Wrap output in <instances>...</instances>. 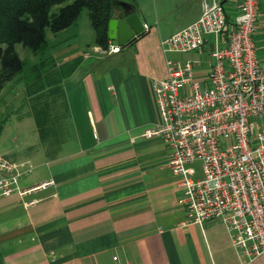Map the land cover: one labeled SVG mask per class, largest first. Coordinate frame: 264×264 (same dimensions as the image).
Segmentation results:
<instances>
[{
    "label": "crops",
    "instance_id": "crops-1",
    "mask_svg": "<svg viewBox=\"0 0 264 264\" xmlns=\"http://www.w3.org/2000/svg\"><path fill=\"white\" fill-rule=\"evenodd\" d=\"M121 1L144 24L142 37L107 53L93 31L91 55L78 46L80 34L70 31L76 21L51 41L47 37L41 54L48 57L32 66L34 82L25 84L19 74L0 92V98L12 97L17 86L23 93L20 128L29 129L17 144L6 126L0 128V156L27 163L21 188L55 183L24 199L16 193L0 199V264H264V256L244 258L220 222L183 225L186 216L177 204L182 188L167 167L168 151L160 138L142 137L157 119L150 83L166 77L160 42L217 1L231 20L234 0H181L193 6L171 29L151 24L146 0ZM168 4L153 0V15L169 12ZM252 36L264 63V0ZM216 40L221 47L226 34L207 36L204 53ZM126 53L129 67H98V59ZM188 57L194 55L181 59ZM46 59L50 66L43 69Z\"/></svg>",
    "mask_w": 264,
    "mask_h": 264
},
{
    "label": "built area",
    "instance_id": "built-area-1",
    "mask_svg": "<svg viewBox=\"0 0 264 264\" xmlns=\"http://www.w3.org/2000/svg\"><path fill=\"white\" fill-rule=\"evenodd\" d=\"M234 5L231 20L217 1L160 42L166 77L150 83L157 119L142 137L160 138L168 151L167 167L182 188L183 225L222 223L231 245L252 261L264 256V63L252 36L259 0ZM222 33L226 42L204 53L206 37ZM119 51L109 43L107 53ZM29 172L26 162L0 156V199L54 186L49 179L21 188Z\"/></svg>",
    "mask_w": 264,
    "mask_h": 264
},
{
    "label": "trees",
    "instance_id": "trees-1",
    "mask_svg": "<svg viewBox=\"0 0 264 264\" xmlns=\"http://www.w3.org/2000/svg\"><path fill=\"white\" fill-rule=\"evenodd\" d=\"M120 3L121 0H0V92L24 69L15 50L17 45L41 54L47 47V31L58 33L69 28L83 10L87 11L95 43L106 50L108 22ZM143 35L144 32L137 38Z\"/></svg>",
    "mask_w": 264,
    "mask_h": 264
},
{
    "label": "rangeland",
    "instance_id": "rangeland-1",
    "mask_svg": "<svg viewBox=\"0 0 264 264\" xmlns=\"http://www.w3.org/2000/svg\"><path fill=\"white\" fill-rule=\"evenodd\" d=\"M148 2V8H150V15L151 16V24L155 27H161L166 29H171L172 27H175L181 23H183L189 16V9L193 6L192 3H187L186 1L181 0H167L168 1V7H170L169 12L167 13H159L157 12L156 15H153V9H152V1L153 0H146ZM156 16V17H154ZM76 26H72L70 28V31H77L78 35L80 34V39L78 40V46L84 45L86 52L92 55V50L88 47L93 46L94 41V34L93 29L91 27L90 21L88 19L87 11L83 10L81 14L79 15V18L77 20ZM77 27V28H75ZM77 29V30H76ZM54 33H51L47 31V37L49 41L52 40V37L54 36ZM15 50L21 60L25 63V70L22 74H20L22 77L24 75V79L22 82L25 84L32 83L35 81L34 73L37 72L36 69H32V66L34 64H37L40 59H44L48 57V53L44 54H38L35 55L31 53L26 48H23L21 45H17L15 47ZM128 54L120 55V56H108L101 59H98V67L104 68H123L121 65L123 64L124 67L130 66V60L127 62V56ZM48 59H46L47 61ZM45 61V60H43ZM66 61V60H65ZM89 61H84L83 63H86ZM97 64V62H94ZM121 64V65H120ZM50 66V62L47 61V63L44 64L43 69ZM95 73L98 72L97 69L94 70ZM19 82V81H18ZM14 83V82H13ZM11 83L7 84L5 87L4 92L6 89L9 91L11 86H9ZM14 85H17L14 84ZM15 92L14 96H10V93H7L6 95L2 96L0 98V127L6 126V132L8 135H10V140H13L14 142L19 144L23 141V137L26 133L29 132V129L27 127L22 128L19 119L24 115L25 106H23L25 103L22 102V99H24L23 93H19V88L15 86L13 89ZM17 90V91H16ZM3 92V93H4ZM5 119L7 120L5 123ZM19 122V123H18ZM25 126V125H24ZM2 154V152H0ZM205 224V223H204ZM203 224V225H204Z\"/></svg>",
    "mask_w": 264,
    "mask_h": 264
},
{
    "label": "water",
    "instance_id": "water-1",
    "mask_svg": "<svg viewBox=\"0 0 264 264\" xmlns=\"http://www.w3.org/2000/svg\"><path fill=\"white\" fill-rule=\"evenodd\" d=\"M118 11L119 14L109 20L107 30L111 44L121 48L132 43L144 32L145 27L127 3H120Z\"/></svg>",
    "mask_w": 264,
    "mask_h": 264
}]
</instances>
